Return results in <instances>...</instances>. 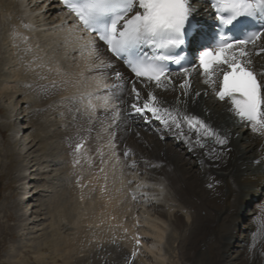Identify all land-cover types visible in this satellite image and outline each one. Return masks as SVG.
<instances>
[{"label":"bare ground","instance_id":"6f19581e","mask_svg":"<svg viewBox=\"0 0 264 264\" xmlns=\"http://www.w3.org/2000/svg\"><path fill=\"white\" fill-rule=\"evenodd\" d=\"M89 40L54 0H0V105L23 95L12 118L24 140L26 129L40 131L24 144L25 153L38 141L58 138L70 197L84 200L68 222L79 237L59 253L63 263L264 264V133L238 124L228 103L215 99L213 87L194 71L187 96L179 86L183 74L169 75L167 90L134 80L138 106L152 93L163 118L170 119L163 108L172 116L179 110L206 122L215 135L200 129L197 136L187 123L181 130L155 123L150 130L145 121L155 117L148 112L129 120L124 110L137 103L131 76L99 44L89 56L82 47ZM252 59L258 72L264 69V55ZM110 94L114 100L106 103ZM19 133L14 138L22 139ZM33 166L22 174L25 225L39 221L29 208L38 194L34 174L49 180L52 171Z\"/></svg>","mask_w":264,"mask_h":264},{"label":"snow or ice","instance_id":"6c2138e0","mask_svg":"<svg viewBox=\"0 0 264 264\" xmlns=\"http://www.w3.org/2000/svg\"><path fill=\"white\" fill-rule=\"evenodd\" d=\"M68 13L78 21V27L93 33L107 46V51L126 60L127 66L141 82L154 83L157 88L167 90L173 83L168 75L167 64L181 63L174 50L185 44L187 26L193 15L191 0H59ZM221 26L212 43L202 45L198 65L182 67L184 80L180 83L182 94L189 95L190 72L198 67L204 76V83L212 86L219 101L230 102L232 113L252 126L253 132L264 133V69L257 71L253 66V55L264 53V43L257 47V41L264 39V31L245 33V38L230 37L225 29L233 26L241 31V18L264 17V0H210ZM235 22V23H234ZM28 27V25H25ZM83 39V37H78ZM253 46L249 51L248 46ZM89 50V56L96 52L93 40L82 45ZM153 49L157 54L149 55L141 49ZM117 80L120 73H115ZM259 77V78H258ZM217 80L219 84L217 87ZM107 89V85L105 86ZM132 92L137 100L131 108L135 113L145 110L167 127L182 129V123L199 136L203 129L206 137L215 135L214 129L198 117L184 114L172 116V109L158 106V98L152 93L142 106H138L140 91L132 82ZM199 95V93H196ZM224 144L225 140H220ZM197 143H200L198 140ZM201 147L204 145L201 143ZM82 145L77 144L79 151ZM135 255V253H133Z\"/></svg>","mask_w":264,"mask_h":264},{"label":"rangeland","instance_id":"374dc122","mask_svg":"<svg viewBox=\"0 0 264 264\" xmlns=\"http://www.w3.org/2000/svg\"><path fill=\"white\" fill-rule=\"evenodd\" d=\"M17 98L23 100V95L20 97L16 95L11 101L0 105V264H64L62 258L59 257V253L67 249V244L73 245L79 237V234H75L74 226H70V224L72 223L71 219L74 221V217H77L78 210L83 209L84 206L81 208L80 204L83 202L81 205H84V200L75 203L79 199L74 200L70 197L68 192L69 178L64 172L65 168L62 167L61 160L59 162L62 146L58 138H54L55 140L53 138L52 140L43 139V141L46 140L45 143L38 141L34 147L35 150L37 148V152L32 148L31 151L33 150V152L28 151L25 153L27 146L25 147L24 144L33 138L36 141L40 131H37V133L36 130L32 129L33 131H31V128L26 129L24 135L27 138L26 141L24 140L22 131L17 127L18 120L16 119L14 122V117L12 118V115L17 116L18 114L17 106L20 103L17 105ZM16 130L20 132L18 138L22 139L14 138ZM48 141H51L52 145ZM56 146L60 147L56 148ZM56 160H58V164L57 162L54 163ZM44 161L50 162H47L46 165ZM32 166L33 168L38 166L49 167L48 169L49 171L52 170L51 175L53 177L50 175L48 180L44 178L45 174L43 175L40 172L34 174L36 175L34 187L38 194L31 200L32 205L29 208L32 207V217L36 216L35 219L39 221L25 225L24 218L27 219L28 214L23 216L22 210L25 206L19 201L23 192L22 174L23 169H30ZM49 181H53V183H49ZM45 185H49L48 193L41 191ZM254 189L255 187H253ZM250 193L249 191L244 197ZM67 198H70V200ZM239 207L240 203L237 206V211ZM75 208L77 209L75 210ZM203 214L204 211L201 212L202 216ZM72 237H74V240H72ZM67 240L69 243L66 242Z\"/></svg>","mask_w":264,"mask_h":264}]
</instances>
